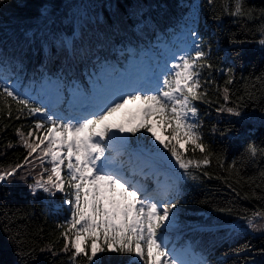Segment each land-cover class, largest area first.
Listing matches in <instances>:
<instances>
[{
	"label": "snow or ice",
	"instance_id": "1",
	"mask_svg": "<svg viewBox=\"0 0 264 264\" xmlns=\"http://www.w3.org/2000/svg\"><path fill=\"white\" fill-rule=\"evenodd\" d=\"M106 3L111 10L107 17L93 11L104 7V2L61 5V8L71 9L67 14L55 6L42 4L37 15L25 21L30 26L21 29L24 38L16 41L19 55L10 57L0 51V114L11 119L14 103L15 119L19 120L25 114L35 117L34 127L27 133L22 128L16 129L19 144L27 150L25 162L37 154L36 160L40 161L42 169L32 177L31 183H27V194L34 198L43 194L49 205H55L57 193L63 194V203L57 211L67 205L70 213L65 222L56 224L60 229L59 238L63 240L59 249L54 243L38 249L35 245H25L19 231L9 230L7 239L16 251L18 264H30L36 259L37 250L49 252L52 256L63 253L69 264H102L98 253L138 258L123 264H139L140 261L143 264H209L208 259L195 252L191 245L179 250L175 247L169 249L168 233L177 225V213L173 210L179 200L173 193L178 191L179 182L199 180L197 172L212 179V173L207 169L214 157L218 165L224 167L223 153H213L205 143L196 102L209 107L218 102L209 99L211 91H220L218 86L212 87L215 85L213 73L219 71L222 76H227L224 83L229 85L234 82L233 69L229 67L227 72L216 69L199 32L187 26L189 21H195L196 6H192L194 10L189 13L183 29L188 34V41L173 54L171 61L164 62L158 74L130 78L116 89L100 85L105 74L114 70L104 53L109 49L122 51L116 48L115 38L130 31L139 34L154 31L159 27V21L153 11L167 7L160 3H145V0H106ZM208 3L213 4L214 0H208ZM4 4L5 0H0V5ZM19 6L26 7V4L22 0ZM223 10L236 18L242 27H247L249 21L258 20L260 37L256 43L264 50V9L257 16L254 15L256 10L246 7L244 0H230ZM67 25L71 26L70 31L66 29ZM229 42L237 48H242L245 43L235 37ZM37 55L42 60L28 76L26 61L31 62ZM53 65L57 71H52L50 66ZM256 79L264 80V74ZM68 96L76 102V114L71 117L61 116L53 110ZM129 101H139L147 106L143 109L142 121L135 124L130 120L127 126L110 123L109 118ZM229 101L230 90L224 87L223 103L216 111L243 123L248 118L245 109L249 102H262L264 98L258 101L254 92L246 91L231 104ZM153 120L154 125L149 123ZM261 121L264 122V107L261 108ZM113 128L119 133L133 135L142 128L150 132L170 153L182 173L173 167L172 183L161 188L157 181V187L151 191L132 178L136 175L146 178L143 170L139 173L133 171L132 177L126 178L115 145L117 142L123 145L127 138L117 136L112 132ZM156 128L171 130L162 136ZM35 130H44V136H37ZM216 131L213 125L212 132ZM232 131L234 129L229 127L219 131V135L225 137ZM8 146H12L11 142ZM188 151L193 154L198 151L200 158L196 159L194 155L189 158L185 155ZM246 153L239 167L233 161L226 169L228 177L224 178L225 182L238 197L246 188L243 199L255 197L264 202V170L248 177L241 172V169L247 171L248 165L255 166L257 157L264 158V147L249 143ZM157 155L163 156L158 150ZM46 159L50 169L44 166ZM23 167L17 164L0 170V184L16 178ZM33 172L35 167L20 179L26 181ZM215 178L221 179L220 176ZM256 189H260L261 195H257ZM217 211L233 214L231 208H218ZM236 215L237 221L230 226L228 239H238L248 232L264 234V211L255 210L248 215L245 210L244 214ZM251 252L247 242L234 249V255L242 259L243 264H248ZM261 254L264 255V250Z\"/></svg>",
	"mask_w": 264,
	"mask_h": 264
},
{
	"label": "trees",
	"instance_id": "2",
	"mask_svg": "<svg viewBox=\"0 0 264 264\" xmlns=\"http://www.w3.org/2000/svg\"><path fill=\"white\" fill-rule=\"evenodd\" d=\"M21 2L22 0H5V4L0 5V51L10 57L19 55L16 41L24 38L21 29L30 26L25 21L27 18L37 15V9L42 4L55 6L57 10L67 14L71 9L61 8V5L104 2V7L93 9V11L100 12L104 17L109 16L111 11L106 0H23L26 7L19 6ZM145 3H160L167 6L164 9L153 11V15L159 21V27L146 34L130 31L127 35L116 37V48L122 49V51L109 49L104 53L110 63L114 65L113 72L125 70L126 62L130 59L138 60L145 50L150 49L159 55L161 46L170 45L173 47V42L177 39H180L185 45L188 41V34L183 30L185 20L194 10L192 6H196L195 21H189L187 26L193 27L199 32L205 44V51L211 53V60L216 69H223L227 72V69L231 67L234 76V82L225 85L227 76H222L219 71H214L215 85L212 87L215 89L218 86L220 91H211L209 99L218 100V102H214L211 107L208 104L196 102L202 120L205 143L209 145L213 153H223L224 167L221 168L214 157L211 166L207 169L212 173V179L197 172L195 174L200 176L199 180L185 179L179 182L178 191L173 193L179 200L177 208L173 210L177 213V225L168 233L169 244L173 243L178 248L191 245L195 252L208 259L209 264H243L242 259H237L234 255V249L247 242L252 248V252L248 256V264H264V255L261 254L264 250V234L248 232L238 239H228L230 226L237 221L236 213L244 214L247 210V214L251 215L255 210L264 211V202L255 197L243 199L242 196L244 191H247L246 188L241 191V196L238 197L228 187L224 179L228 177L226 169L232 162L236 161L239 167L242 156H247L246 146L249 143L254 142L257 146L264 147V122L261 121V108L264 107V101H262L264 80L256 79L264 74V50L256 43L260 37L257 28L259 21H249L247 27H242L236 18L224 13L223 9L229 5L230 0H214L213 4H209L208 0H145ZM244 4L246 7L254 8L256 10L254 15L257 16L260 10L264 9V0H244ZM65 27L70 31V25ZM233 37L245 42L242 48L230 44L229 41ZM237 52L240 55H237ZM41 60L42 57L37 55L31 62L26 61L28 76H31L33 69L39 66ZM50 67H52V71L58 70L54 65ZM204 75L207 77V71ZM224 87H228L230 90L229 104L236 100L237 96H244L246 91L254 92L257 100L262 102H249L248 108L245 109L248 118L243 123L238 122L226 113L218 114L216 111L223 103ZM12 108L11 119H8L6 114H0V170L17 164H22L24 167L19 169L16 178L0 184V264H18L16 251L7 239L9 230L19 231L25 245H35L38 249L43 245L54 243L55 248L59 249L63 240L59 238L60 229L56 227V224L65 222V217H70L66 205L62 210L57 211L63 203V194H56L55 205H49L48 198L43 194H38L35 198L27 194V183H31L32 177L40 173L42 169L40 161L36 160L37 154H33L28 158V162H25L27 150L19 144L16 129L22 128L27 133L34 127L35 117L25 114L17 120L15 119L16 105L14 103ZM149 123L154 125L155 121H149ZM5 125L8 127L5 128ZM213 125L217 128L215 133L212 132ZM229 127L234 131L221 137L219 131L227 130ZM160 130L161 135L166 136L171 129L165 128L162 131L160 128ZM35 132L41 138L44 136V130H35ZM152 137V134L147 133L143 128L135 135L128 133L126 143L117 156V159L123 163L126 173L133 171L139 173L138 163L134 160L133 152L139 146L147 145ZM9 142H11V147L8 146ZM156 146L154 151L158 150L163 154V157L168 159L164 165L168 171L171 172L175 167L176 172L182 173V170L175 166V161L172 160L170 153L159 141ZM185 155L189 158L194 155L196 159H199L201 154L198 151L195 154L188 151ZM33 167H35V172L32 173V176H28L26 181L21 180L20 176H27ZM260 170H264V158L257 157L255 166L248 165L247 171L241 169V172L245 177H248L258 175ZM143 172L146 174V178L136 175L134 179L139 180L145 187L149 185L154 187L157 185V181L164 186L172 183V178L165 179L163 175H156L149 170ZM216 176H220L221 179H216ZM147 188L149 189V187ZM256 193L261 195L260 189H256ZM218 208H231L233 214L228 215L217 211ZM35 255L36 259L30 264H69L67 255L63 253L52 256L49 252L37 250ZM98 257L102 264H123L128 260L138 259L134 255L116 253H98ZM139 264H143V261H140Z\"/></svg>",
	"mask_w": 264,
	"mask_h": 264
},
{
	"label": "rangeland",
	"instance_id": "3",
	"mask_svg": "<svg viewBox=\"0 0 264 264\" xmlns=\"http://www.w3.org/2000/svg\"><path fill=\"white\" fill-rule=\"evenodd\" d=\"M184 46H182L183 48ZM174 52V53H178ZM172 56L173 57V54ZM164 64L161 63L159 68H163ZM122 79V78H121ZM123 80V79H122ZM119 85L115 86L114 89L116 88H121L123 86V84L118 83ZM147 107L146 105L143 104H139L136 103L134 105H130V104H125V106L116 113V116L114 117V119L109 118V122L112 124H116L119 125L121 123L125 124L127 126L128 121H133L135 123L136 122H140L142 117H143V109ZM119 118V119H117ZM117 122V123H116ZM156 131L158 134H160V129L156 128ZM112 132H114L117 136H122L125 137V133H119L115 128L112 129ZM156 143H158V141L155 139V137H153V144L156 146ZM115 147L117 149L121 148V144L119 142L116 143ZM140 150H142V154H140L139 159L140 160H144V163L147 164L149 167L155 168L158 171L160 170L161 166L163 165L164 162H167L168 159L163 157V156H159L157 155L155 152H153L150 148V145H148L146 147V149L141 148ZM46 165H44L45 167H48L50 169L51 165L49 163H47V159L45 160ZM160 164V165H159ZM160 166V167H159Z\"/></svg>",
	"mask_w": 264,
	"mask_h": 264
}]
</instances>
